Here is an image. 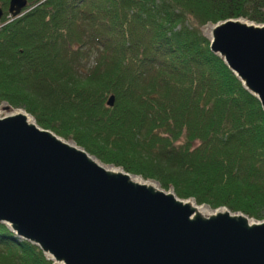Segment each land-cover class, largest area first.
Returning <instances> with one entry per match:
<instances>
[{"label": "trees", "instance_id": "trees-1", "mask_svg": "<svg viewBox=\"0 0 264 264\" xmlns=\"http://www.w3.org/2000/svg\"><path fill=\"white\" fill-rule=\"evenodd\" d=\"M8 2L0 103L180 198L264 220V112L201 30L263 23L264 0H28L14 17ZM0 264L52 262L0 223Z\"/></svg>", "mask_w": 264, "mask_h": 264}, {"label": "water", "instance_id": "water-1", "mask_svg": "<svg viewBox=\"0 0 264 264\" xmlns=\"http://www.w3.org/2000/svg\"><path fill=\"white\" fill-rule=\"evenodd\" d=\"M27 3L9 0L8 12L17 16ZM203 30L264 112V21L230 18ZM0 223L52 264H264V220L180 198L173 187L104 164L7 102Z\"/></svg>", "mask_w": 264, "mask_h": 264}, {"label": "rangeland", "instance_id": "rangeland-1", "mask_svg": "<svg viewBox=\"0 0 264 264\" xmlns=\"http://www.w3.org/2000/svg\"><path fill=\"white\" fill-rule=\"evenodd\" d=\"M4 15V14H3ZM8 16V15H7ZM207 25V24H206ZM206 25H204L202 28H201V30H202V33H203V35H204V27L206 26ZM205 36V35H204ZM206 37V36H205ZM5 114V112H3L2 114H1V116H3Z\"/></svg>", "mask_w": 264, "mask_h": 264}]
</instances>
